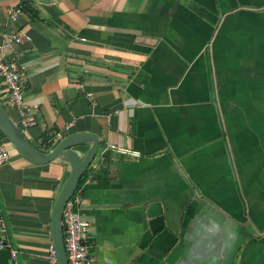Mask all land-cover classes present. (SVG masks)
I'll use <instances>...</instances> for the list:
<instances>
[{
	"label": "crops",
	"instance_id": "obj_1",
	"mask_svg": "<svg viewBox=\"0 0 264 264\" xmlns=\"http://www.w3.org/2000/svg\"><path fill=\"white\" fill-rule=\"evenodd\" d=\"M4 31L30 36L27 140L101 142L75 191L90 264H264V0H0ZM7 149L11 259L47 264L69 165Z\"/></svg>",
	"mask_w": 264,
	"mask_h": 264
},
{
	"label": "built area",
	"instance_id": "obj_2",
	"mask_svg": "<svg viewBox=\"0 0 264 264\" xmlns=\"http://www.w3.org/2000/svg\"><path fill=\"white\" fill-rule=\"evenodd\" d=\"M21 10L12 8L8 11L11 23L17 22ZM23 41H30V36L12 31H4L0 34V101L3 106L12 108L17 115L16 125L20 129H27L33 124V114L24 102V82L21 77L19 65L20 54L17 47ZM120 153H127L119 150ZM9 152L1 141L0 131V167L8 162ZM82 198L75 193L66 202L62 213V235L68 264H90V223L83 218L80 210ZM6 223L0 212V250L7 246ZM12 259H15V251H10ZM47 264H58L53 244L48 246L46 254Z\"/></svg>",
	"mask_w": 264,
	"mask_h": 264
},
{
	"label": "water",
	"instance_id": "obj_3",
	"mask_svg": "<svg viewBox=\"0 0 264 264\" xmlns=\"http://www.w3.org/2000/svg\"><path fill=\"white\" fill-rule=\"evenodd\" d=\"M0 131L14 150L29 162L46 164L59 160L68 163L69 171L56 197L50 224L58 264H68L63 244L62 213L66 202L75 193L80 178L87 172L98 154L101 144L98 136L84 132L74 133L60 139L51 150L42 152L27 140L1 101ZM83 146H87V149L81 152ZM0 264H14L8 246L0 250Z\"/></svg>",
	"mask_w": 264,
	"mask_h": 264
},
{
	"label": "rangeland",
	"instance_id": "obj_4",
	"mask_svg": "<svg viewBox=\"0 0 264 264\" xmlns=\"http://www.w3.org/2000/svg\"><path fill=\"white\" fill-rule=\"evenodd\" d=\"M20 130L22 132L24 131L23 129H20ZM1 141H2L3 145L6 147V149H7V146H11L10 143L8 142V140H6V138L2 135V133H1ZM97 161H98V157L96 156L95 159H94V161L90 165V167L94 168V166L97 164Z\"/></svg>",
	"mask_w": 264,
	"mask_h": 264
},
{
	"label": "trees",
	"instance_id": "obj_5",
	"mask_svg": "<svg viewBox=\"0 0 264 264\" xmlns=\"http://www.w3.org/2000/svg\"><path fill=\"white\" fill-rule=\"evenodd\" d=\"M84 182V176H82V178H80L79 184L78 186L80 187L82 185V183ZM79 189V188H78Z\"/></svg>",
	"mask_w": 264,
	"mask_h": 264
}]
</instances>
